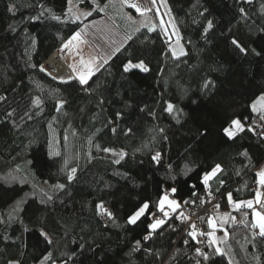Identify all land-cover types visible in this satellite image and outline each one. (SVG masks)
Segmentation results:
<instances>
[{"label":"trees","instance_id":"16d2710c","mask_svg":"<svg viewBox=\"0 0 264 264\" xmlns=\"http://www.w3.org/2000/svg\"><path fill=\"white\" fill-rule=\"evenodd\" d=\"M159 1L183 46L178 58L163 45L157 14L138 15L120 0H0V264H264V239H254L243 203L257 196L264 163V120L250 107L264 93V0ZM78 8L92 15L76 20L69 9ZM102 18L124 44L87 85L40 71L84 24ZM140 60L148 72L123 71ZM234 119L245 130L229 139L223 129ZM216 165L222 170L203 183ZM31 175L64 187L47 195ZM260 187L255 206L264 213ZM167 192L180 208L151 231L149 215ZM210 200L219 207L199 220V244L182 233L180 213L201 212ZM220 232L222 255L212 237Z\"/></svg>","mask_w":264,"mask_h":264},{"label":"snow or ice","instance_id":"6c2138e0","mask_svg":"<svg viewBox=\"0 0 264 264\" xmlns=\"http://www.w3.org/2000/svg\"><path fill=\"white\" fill-rule=\"evenodd\" d=\"M69 3L72 2V0H68ZM94 2V0H93ZM123 3H126L128 5V7L130 8H133L135 9V11L137 13H140V14H143L144 11H150L151 9H141L138 5L134 4V3H129L128 0H122ZM245 2L247 3H251L252 0H245ZM152 3L155 4L156 3V0H152ZM9 12H13L14 13V9L13 7H9ZM70 12H73V16L75 19H79L80 18V15H83L84 18L86 19L87 17L91 16L92 15V11H87V12H79L78 13V10L77 11H73L72 9H69ZM100 11H103V9H100ZM241 12V14H244L245 10L243 8H240L239 10ZM43 14V13H41ZM201 15H203V13H201ZM58 19V17H57ZM129 19H131V17H129ZM213 27V22L211 20H208L207 21V25L204 29V33L207 34V32L212 29ZM139 29H137L138 31ZM150 30H153V29H150ZM81 35L80 32H76L72 38L63 45L61 51H63L65 48H67L69 46V44H71L72 40H75L77 39L79 36ZM127 39H131V37H127ZM232 43L233 45H235L242 53L243 52H246V49L235 39L232 40ZM117 51H119V49H117ZM180 55H184V51L183 49L181 48L180 49ZM172 55L173 57H176L178 58V54L176 52L175 49H172ZM256 55H259V53H256ZM105 63H107V60L104 61ZM81 63H83V61H81ZM35 67V66H33ZM133 69H138L140 72H148L149 71V68L148 66L146 65V63L143 61V60H140L136 63H133L132 61H129L127 62L126 64L123 65V71L125 73L127 72H130L131 70ZM40 71L44 72L46 71L45 68L43 66H40ZM73 71L75 72L76 69L73 67ZM94 74V71L92 68H88L86 72H80L78 74V80H79V83L80 85H87L88 84V81L89 79L91 78V76ZM211 82H208L204 85L205 88H207L209 86ZM2 99V98H0ZM257 105H259V109L257 107ZM60 107H62L63 105L60 104L59 105ZM251 107V110L256 113V112H260L261 115H260V119L261 120H264V95H261L258 97V99L250 106ZM173 109H174V106L169 103L167 105V107L165 108V111L168 112V113H172L173 112ZM8 116H12L13 114L11 112H9L7 114ZM119 115V114H118ZM179 122V121H177ZM245 128H244V125L241 123V121L239 119H234L232 122H231V126L230 127H226L223 129L224 131V134L229 138V139H232V138H235L237 132H242L244 131ZM249 131H251L252 129H248ZM113 132H115V129H113ZM203 134H206L205 133H202ZM104 152H112L113 155H116L115 152L112 151V149H109V148H105L103 149ZM57 155H59V153H57ZM160 153H157L156 155H154L152 157V160L154 162H156L157 164L160 162ZM242 155H247V152L245 151L244 153H242ZM124 156L125 154L124 153H120L119 154V159L115 160L114 163H117L119 164L120 163V160L124 159ZM222 169H221V166L220 165H216L214 169H212V171L210 173H206L204 176H203V183L207 184L208 181L214 177L218 172H220ZM76 172V168H72L71 170V173L72 174H69L68 175V180L69 182L72 181L73 179V174ZM258 175L261 176V183L264 184V173H259ZM57 187L59 188H63L64 185H58ZM171 191L173 193L176 192V189L175 188H172ZM52 197L51 196H48V200H51ZM228 199L229 201L231 202L232 201V196H231V193L228 194ZM185 203H187V201H185ZM241 203L242 202H237L236 203V208L239 209V207L241 206ZM243 203H246V206L249 207V208H252L253 207V201L252 200H249L247 202H243ZM256 203H261V200H260V195L259 193L257 194L256 196ZM165 205H167V208L168 209H171L173 212H175V210L179 207V203L178 201L176 200H171L169 199L167 196H164L162 197L160 200H159V203H158V211L163 213V216L164 217H168L169 216V212L167 210H165ZM150 207L149 203L148 202H145L141 207H139L129 218H128V223L129 224H135L137 222V220L145 214L146 210ZM217 208L219 207V205L216 206ZM97 208L98 209H101L103 208V205H97ZM105 214L109 217V219H112V214L110 212H107V210H105ZM254 217H255V224H254V227H257L259 229V232L257 233V235L259 237H261L262 239H264V213H261V212H258V211H254ZM150 215H154V214H150ZM180 216H183V213H180ZM166 223L165 219L163 218H157L155 219V222L154 223H151L149 225V228L151 229V231H155L157 230L158 228H160L161 226H163L164 224ZM209 225L212 226V227H215V225L213 224V220L210 219L209 220ZM193 228L195 227L194 225L192 226ZM190 235L193 236V239H195V233H189ZM41 235H46L45 233H41ZM201 235H203V233H201ZM209 236H211L212 234L211 233H208ZM149 238L148 235H146L144 237L145 240H147ZM255 239V237H254ZM49 243H51V240L48 241ZM215 242V241H213ZM137 245L140 244V241H137L136 242ZM197 254L198 255H203L205 259H208V256L207 254L205 253H202L200 249H197ZM216 252L218 254H223L221 252V250L219 248L216 249ZM45 259H47V257H45ZM9 264H19L18 261H9Z\"/></svg>","mask_w":264,"mask_h":264},{"label":"rangeland","instance_id":"374dc122","mask_svg":"<svg viewBox=\"0 0 264 264\" xmlns=\"http://www.w3.org/2000/svg\"><path fill=\"white\" fill-rule=\"evenodd\" d=\"M116 1H119V0H113V3L116 4ZM157 3L159 4L158 6L160 7V9L162 8L161 9L162 11L163 7L161 6L160 1L158 0ZM79 12H87V11L81 10L80 8H78V13ZM163 12L164 13H161V17H165L166 15L164 10ZM106 14L110 16L108 17L109 20L111 21L113 20L112 22L121 24L120 22L121 20L115 19L112 13L110 15L106 12ZM83 18L84 16L80 15V18L76 20H81ZM108 19L102 18V19H99L97 22H94V23L88 22V24L87 23L84 24L77 31V32H80L81 35L77 39L72 40L71 44H69V46L65 48L63 51H61L63 46L58 50L61 60L69 68L73 78L78 80L77 78L78 74L80 72H86L88 68H92L94 72L97 71L100 68L101 64L104 62L103 60H105V58L110 54L112 48L115 47L114 45L117 41V35L119 32L116 30V28L111 24V22ZM106 22L110 23L112 26H110ZM171 30L175 37V42L173 43L171 47V52H172V49H175L178 56H181L179 53H180V49L181 48L183 49V46L180 42H178V38L176 37V33L174 29L172 28ZM81 61H83V63H81ZM73 67L76 69L75 72L73 71ZM261 95H264V93ZM257 107L259 109V105H257ZM103 154L106 156L115 157V155H113L112 152H105ZM30 178L34 180L36 182L37 187L47 195H52L61 189L57 187L60 184H51V183H48L47 181L36 180L33 175H31ZM162 197H164V195ZM171 200H175V199H171ZM251 200L254 203V201L256 200V196L252 198ZM158 203H157V209H158ZM244 206H246V203H244ZM178 208H180V205ZM165 210L169 212V216L173 213L171 209L167 208V205H165ZM253 217H254V214H253ZM166 218L167 217H164V219ZM254 220H255V217H254ZM212 237H213V241H215L214 243L217 245V248H219L222 251L223 243L225 241V233L220 232L219 234H213Z\"/></svg>","mask_w":264,"mask_h":264},{"label":"built area","instance_id":"2783aa9c","mask_svg":"<svg viewBox=\"0 0 264 264\" xmlns=\"http://www.w3.org/2000/svg\"><path fill=\"white\" fill-rule=\"evenodd\" d=\"M122 5L134 11L138 15H145V16H151L153 17L155 14H157L158 18L160 19V25L162 30L164 31L162 35V42L163 45L167 48H170L173 43L175 42L174 34L171 30V25L169 21L165 17H161V13H164L163 10L161 11L159 4L157 2L155 4L152 3V0H128L129 3H134L138 5L141 9H151L150 11H144L143 14L137 13L135 9L128 7L126 3H123L122 0H120ZM53 61L52 63L50 61ZM45 68V72L48 73L51 77H53L56 80H66L72 77L71 71L69 68L65 65V63L61 60L59 56V51H55L51 54V56L45 60L42 65ZM165 196L173 199L172 192L165 193ZM181 213H183L182 216V233L188 234L190 237H193L189 233H195V240L201 244L203 242V238L201 237V229L199 225V220L202 219L201 217L204 216L205 218H210L214 213H217V208L215 206V200H210L208 204L201 210V212H192L189 210H186L182 208ZM149 215V218L155 222V219L157 218H163L161 212L153 211ZM195 226L194 228L192 226ZM259 232L258 228H254L251 230L252 235L255 237V239H259V236L257 233Z\"/></svg>","mask_w":264,"mask_h":264},{"label":"crops","instance_id":"0c3cea01","mask_svg":"<svg viewBox=\"0 0 264 264\" xmlns=\"http://www.w3.org/2000/svg\"><path fill=\"white\" fill-rule=\"evenodd\" d=\"M99 20V19H98ZM98 20H95V21H92V22H89V23H94V22H97ZM106 23H108V22H106ZM88 24V23H87ZM110 26H112L110 23H108ZM113 29V28H112ZM114 30V29H113ZM74 35V34H73ZM123 39V37L118 33V35H117V41H116V43H115V47H113L112 48V50H111V52H110V54L105 58V60H107L117 49H119L123 44H124V39ZM105 60H103V61H105ZM259 173H264V163H262L257 169H256V177H257V179H256V184L258 185V190H257V193H259L260 194V189L262 188V187H260L261 185H262V183H261V176L260 175H258ZM256 205V200L254 201V203H253V207L252 208H250L251 210H252V212L254 213V211H258L257 209H256V207L257 206H255ZM253 219H254V217H253ZM255 221V220H254Z\"/></svg>","mask_w":264,"mask_h":264},{"label":"bare ground","instance_id":"6f19581e","mask_svg":"<svg viewBox=\"0 0 264 264\" xmlns=\"http://www.w3.org/2000/svg\"><path fill=\"white\" fill-rule=\"evenodd\" d=\"M50 62L52 63L53 61L51 60Z\"/></svg>","mask_w":264,"mask_h":264}]
</instances>
